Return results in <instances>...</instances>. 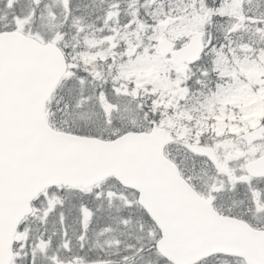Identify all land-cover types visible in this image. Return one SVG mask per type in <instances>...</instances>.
Wrapping results in <instances>:
<instances>
[{"label": "snow or ice", "instance_id": "1", "mask_svg": "<svg viewBox=\"0 0 264 264\" xmlns=\"http://www.w3.org/2000/svg\"><path fill=\"white\" fill-rule=\"evenodd\" d=\"M0 264H264V0H0Z\"/></svg>", "mask_w": 264, "mask_h": 264}]
</instances>
